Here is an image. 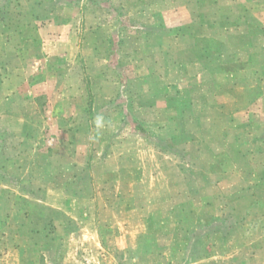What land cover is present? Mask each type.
Returning <instances> with one entry per match:
<instances>
[{"label":"crops","instance_id":"1","mask_svg":"<svg viewBox=\"0 0 264 264\" xmlns=\"http://www.w3.org/2000/svg\"><path fill=\"white\" fill-rule=\"evenodd\" d=\"M89 1L95 5L90 13L95 24L89 29L96 31L101 27V0ZM106 1V9L118 14L122 22L121 37L130 23L147 31L170 32L160 36L156 45L165 55L175 56L187 71L185 75L179 72L172 84L165 83L167 75L159 70L155 72L156 86L130 90L124 81L125 87L118 88L115 98L109 90L100 88V94L93 86L88 97L97 102L88 108L89 118L81 121L77 120L79 113H70L65 107L61 114L53 113L55 106L49 98V102L44 99L50 82L44 78L43 68L28 70L39 80L33 89L25 86L29 65L24 63L32 61L19 56L11 37L3 36L2 42L0 36V133L7 134L10 146L6 150L10 152L2 153V158L23 161V156L17 155L25 152L23 143L36 140L40 127H65V120H71L72 115L80 121L78 126L118 128L107 139L105 149L100 148V141L91 146L93 140L89 139L75 156L62 153L56 169L51 165L48 168L52 177L45 181L21 183L11 178L18 174L3 169L10 177L0 180V221L7 222L0 229V245L4 233L17 232L15 197L23 194L43 207L47 243L37 245L36 237L22 236L19 243L25 257L15 264H84L78 259L66 261L70 249L77 256L105 252L127 256L128 264H159L164 262L166 250L174 252L178 238L190 236L195 230L210 235L225 229L234 230L236 236L227 243L231 256L224 259V264H264V24L246 6L263 4L264 0H138L136 9L120 10L110 7L111 0ZM30 9L28 13L34 14ZM229 10L233 13L226 12ZM38 20L35 15L33 22L21 29L34 30L41 36L40 43H34V63L42 64L50 57L68 63L81 56L79 39H71L75 32L70 30L66 35V23ZM224 21L229 24L223 25ZM53 26L57 39L45 38L46 29ZM4 29L11 30L8 26ZM151 37L149 40L155 41L159 36ZM146 40L138 39L142 45H147ZM198 41L214 48L202 60L196 57ZM182 43L190 45L184 56L174 49ZM105 75L100 76L106 79ZM68 90L62 86L52 89L59 105L64 106ZM130 91H137V102L125 98ZM142 99L144 102H140ZM256 113L261 114L260 120L253 118ZM28 126L33 129L32 135L27 134ZM152 127L172 128V132L159 134ZM130 173H136V177H127ZM24 184L36 193L22 192ZM234 193L236 201H226V196ZM227 204L232 214H219ZM209 208H215L212 224L206 223ZM151 217L158 219L156 228L166 229L163 235L155 236L149 229ZM84 232L94 240L88 250L84 249L86 243L82 244ZM148 242L153 248L146 252ZM235 244L237 248L230 249ZM198 249L203 248L199 245ZM99 263L113 264L108 259Z\"/></svg>","mask_w":264,"mask_h":264},{"label":"rangeland","instance_id":"2","mask_svg":"<svg viewBox=\"0 0 264 264\" xmlns=\"http://www.w3.org/2000/svg\"><path fill=\"white\" fill-rule=\"evenodd\" d=\"M64 1L65 4L63 5ZM109 3L111 4L110 7L116 10H120L121 8L136 9L139 4L138 0H111ZM93 6L95 5H92L89 0H0V24L3 26L0 27L2 42H4L3 36L11 37L12 45H17L16 49L19 56H24L26 59H31L32 61V63H24L26 66L29 65V68L27 67L26 77L29 78L27 79V82L30 80L29 83L26 82L25 86L29 89H33L39 80L38 77L34 78L32 76L33 73L28 72V70L32 71L35 68L41 70V68H43L45 72L44 78L46 77L45 79L50 82L49 93L44 96V99L49 102V98L51 104L55 106L53 113L61 114L63 107H65L70 113H79L81 117L77 118V120L82 119L81 121L85 118H89L90 113L88 108L90 106L93 107L97 102V100H94V97H88L89 93V95L92 94L93 86L98 89L99 93L100 91L109 90L110 95L112 94V97L115 98L117 97L116 94L118 93V88H124L125 82H127L126 87L131 88L130 90H134L139 86H156L158 81L155 77V72L159 70L167 75L164 78L165 83L172 84L177 81L179 72L183 71L185 75V71H187V69L182 66L183 63L179 64L175 61V56L170 57L169 55H165V51L161 50V48L156 45L157 40L162 39L160 36L164 37L170 32L161 33L160 31H147L130 23L131 26H128L126 30H124V36L121 37V33L119 34V32L122 27V22L120 18H118V14H112L113 12L111 13L106 9L107 6L109 7L106 0H101V3H99V7L101 8L99 9V23L101 24V27L96 31H92L89 28L95 24L94 20H91L92 15H90L91 9L94 8ZM246 6H248L256 14V17L264 24V3H246ZM28 7H31L30 10L34 12V14H31V12L28 13ZM226 12L233 13V10ZM35 15H37V18L39 19L38 21L43 18V21L48 20L50 24L55 23V25H61L66 23V35H70V31L72 34L75 32L71 39H79L80 51L82 53L81 56L79 55L77 59L73 57L68 63H63V60L58 57H50L42 64H39L38 62L34 63L36 56V46L34 43L39 44L41 36L34 30L21 31V29L23 26L25 27L28 22L32 23ZM202 18L204 19V17ZM158 24H160V20H158ZM224 24H229V22L225 23L224 21L223 25ZM6 26L10 27L11 30L4 29ZM53 27L54 28L52 29L49 27L46 29L47 36L45 35V38L50 40L57 39L58 33L54 31L56 30L55 26ZM153 35H158L159 37L156 38L155 41H150L149 39H151V36ZM142 37L148 39L145 41L147 45H145V43L144 45L139 43L138 39H142ZM26 38H28L29 41L25 40ZM30 42L31 45L29 46ZM203 43V41L202 43L198 41L195 48V51L199 52L196 57L201 60L209 56L211 49H214ZM189 46V44L182 43L176 45L174 49L181 51L180 55L184 56L187 54L185 49ZM7 52H9L8 49H6L5 53L7 54ZM42 58L43 57H39L38 60H42ZM44 59L45 58H43V60ZM32 66L34 68H31ZM17 67L19 70L22 69L20 68V63ZM101 73H106L105 76L107 78L103 79V76H100ZM96 74H98L97 78H95ZM92 78H94V80ZM19 82V86H21L22 81ZM59 86L65 87L66 90L70 89L65 97L64 106L59 105V97L52 92L53 88L56 89ZM100 88L102 90L99 91ZM40 93H42V91L38 92V94ZM81 94L82 99L81 97L79 98V95ZM124 96L125 98H128L130 102H137V99H139L137 91L126 92ZM144 100L142 99L140 102H144ZM221 100L226 99L221 97ZM182 101L184 103L186 102V100ZM153 102L154 101H152V103ZM81 104H83V106ZM118 110H120V108L117 109V112ZM185 114L188 116L189 111H186ZM75 116L76 115H72L71 120H65V127L59 125H56L54 128H50L47 125L45 127H40L38 129L39 133L34 136L36 140L28 141L25 144L23 143V150L26 155L23 156V162L18 163L17 166L13 165L12 161L9 159L5 160L4 158L2 161L5 166L4 170L18 174L16 176H21V178H23L27 175L29 169L33 168L35 165L31 164L32 161L43 165V167L44 165H47L48 168H51V165L52 168L56 169L57 165L60 163L59 156L62 153H67L71 157L75 156L82 148V144H87L89 139L93 140L91 146L95 147L97 141H100V148L105 149L107 146V139L115 135L118 131V128L114 127V125L106 127L104 125L91 127L88 124H85L78 126L77 124H79L80 121L76 122L77 120ZM117 116L116 118L120 117ZM253 118L255 120H260L261 114L256 113ZM61 120L63 121V118ZM151 129L164 135L172 132V128L166 129L165 127H152ZM0 131H2L1 127ZM32 131V127L28 126L27 134L32 135ZM76 137H79L80 139L78 138L77 140ZM82 137L85 138L83 139ZM53 138L54 141L51 143ZM85 140H87L86 143ZM2 145L6 146L3 154H5V152L8 154L10 151L6 150L10 146L7 143V134L0 133V147ZM29 156L32 158H29ZM226 163L227 164L225 165L227 166L228 162ZM233 164L234 166H237L236 162H233ZM218 166H216L217 169ZM18 167L21 171L18 170ZM20 173L23 174L21 175ZM107 177L110 180H115L114 176ZM127 177L133 179L136 177V173H130V176ZM226 192L229 193L231 191L230 189H227ZM236 199L237 193L226 196V201L228 200L229 202L236 201ZM213 209L215 208H209V210H207V213L210 212L209 217L207 216L206 219L207 224H212L214 221L211 218ZM230 210L231 209L227 204L223 209L219 210V214H222V212H224V214H232L230 213ZM157 223L158 219L151 217V222H149L148 227L152 230V233L155 234V236L159 237L165 233L166 229L156 228L158 226ZM215 233L216 234H210L207 239L201 240L202 242L200 245L203 246V248L204 246H207V250L205 249L202 251L199 249L196 252L197 254L194 255H192L194 252L190 253L187 250V237L183 236L182 238H178L177 246L179 250H177V253L180 255L171 256L169 255L170 249L166 250L168 253L166 252L167 254H165L166 257L164 258V262L159 264H224V259L226 260L231 256L228 251L229 247H227V243L233 241L236 232L234 230L228 231V229H225L220 232L215 231ZM93 241L94 240L89 236V233L84 232L82 244L86 243L85 250H88L87 247H90ZM236 248L237 244L230 249ZM104 253L98 256L87 255V253L77 256L75 254L73 255L72 249H70V255H67L66 261L71 263V261L78 259L79 262L84 264H92V262L95 261L100 264L99 262L101 260L108 259L112 261L113 264L114 262L116 264H128L126 263L128 262L127 256H123L121 259V257H119L120 255L116 256ZM171 257L175 258L172 259L173 262L169 261ZM232 264H237V262H233Z\"/></svg>","mask_w":264,"mask_h":264},{"label":"trees","instance_id":"3","mask_svg":"<svg viewBox=\"0 0 264 264\" xmlns=\"http://www.w3.org/2000/svg\"><path fill=\"white\" fill-rule=\"evenodd\" d=\"M6 148V146L0 147V180L1 177L3 178H9V174H7L5 171H2L4 169V164L2 163L3 159L1 156L3 155V151ZM26 156L25 152H22L21 154H18L17 157ZM29 158H32L29 156ZM27 159V158H26ZM6 160V159H5ZM23 162L21 159L17 158L15 162H12L13 165H17L18 163ZM31 164H35L33 168H30L27 172V175L23 178L21 176H13L11 177L13 180H18L21 183H27L29 185L35 183L36 180L45 181L49 177H52V174L49 173V169L47 165L43 167V165H40L39 163H35V161H32ZM5 172V173H4ZM23 189H21L24 193H30L35 194L36 191L32 188H26V184H24ZM16 205L18 209V228L17 232H10L8 235L5 233L3 234L2 242L0 245V264H15L18 259H23L25 257L24 251L21 248L20 245V239L22 236L30 235L31 237H36L38 240L35 242V244L42 245L41 242H46L47 234L45 233L47 227L44 224V210L43 207L37 203H31V201L27 200L23 194L16 195ZM6 221H0V229L4 228L6 226ZM229 231V230H228ZM189 233V232H188ZM198 230H195L190 236H187V243H188V252L197 254L196 252L199 250V245L201 244V240H205L209 237V235L205 234H199ZM189 235V234H188ZM192 243L195 246H191ZM153 248V243L148 242L145 247V251L148 252ZM203 248V246H202ZM12 249V250H10ZM207 250V246H204L203 250ZM178 246L173 249L175 252H169L171 256L180 255L177 253ZM186 251V250H185ZM183 254V253H181ZM185 254V253H184ZM163 259L166 257V255H162ZM123 257H121L122 259ZM174 258V257H173ZM172 257L169 259L170 262H173ZM175 259V258H174ZM127 263V262H126Z\"/></svg>","mask_w":264,"mask_h":264}]
</instances>
